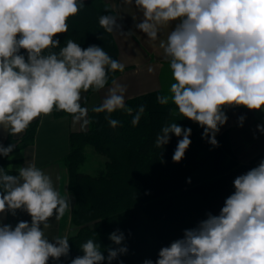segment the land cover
<instances>
[{
	"label": "clouds",
	"instance_id": "obj_1",
	"mask_svg": "<svg viewBox=\"0 0 264 264\" xmlns=\"http://www.w3.org/2000/svg\"><path fill=\"white\" fill-rule=\"evenodd\" d=\"M86 0H0V129L9 135L23 133L37 118L54 110L72 116L82 128L92 123L81 106L82 93L97 92L109 82V73L123 72L125 64L102 47H81L74 39L60 46L58 34L69 31L68 20L78 15ZM142 13L135 27L152 42L159 41L168 60L169 95L157 96L160 105H175L178 114L197 123L202 138L218 146L216 135L228 117L226 107L264 111V0H125ZM114 15H101L99 25L107 33L122 25ZM170 29V30H169ZM166 39H161L163 33ZM22 50L23 53H22ZM152 69L149 68V72ZM113 87L92 112L105 113L112 128L120 121L112 113L122 110L139 124L145 112L125 103L126 88ZM245 117H239L242 126ZM42 123V119H41ZM264 133V125H257ZM192 129L166 123L155 146L163 148L171 135L177 142L173 161L180 162L191 144ZM14 144H0V156L12 159ZM9 174L0 167V214L26 212L31 222L14 227L0 222V264H48L70 253L67 236L50 241L44 229L50 218L59 221L70 211L71 200L61 195L52 178L35 164ZM190 182V181H189ZM235 191L226 198L219 215L184 230L182 238L162 247L155 261L143 264H264V159L237 176ZM109 239L107 256L89 238L80 245L83 255L70 264H112L128 249L119 230ZM122 264V262H121Z\"/></svg>",
	"mask_w": 264,
	"mask_h": 264
},
{
	"label": "trees",
	"instance_id": "obj_2",
	"mask_svg": "<svg viewBox=\"0 0 264 264\" xmlns=\"http://www.w3.org/2000/svg\"><path fill=\"white\" fill-rule=\"evenodd\" d=\"M115 13L106 0H86L78 15L69 18V31L58 34L60 46L63 47L67 39H74L83 48L100 46L119 61L113 33L105 32L98 22L101 15ZM120 73H109L108 84ZM92 92L89 90L86 94ZM159 95L164 92L158 89L126 101L134 112L138 106H145L136 126L131 124V115L117 110L112 118L120 121V125L112 128L105 119L106 114L94 113L92 107L89 128L71 133L70 151L64 162L74 199L72 223L78 231L68 237L70 253L62 258V264H70L73 258L83 255L80 245L89 238L95 239L107 256L109 247H117L109 239L116 230L124 234L123 243L128 251L112 264L155 261L159 250L182 238L184 230L195 227L208 213L219 215L226 198L235 191L234 179L264 159L263 150L243 162L234 150L230 129L224 125L216 135L218 146H212L202 138L203 129L197 123L172 114L175 105H160ZM54 114L70 115L55 110ZM39 122V118L34 120L21 138L7 137L3 145H15L11 156L33 144ZM171 122L192 129L191 144L180 162H174L172 157L182 137L171 135L170 142L163 148L155 146L162 126ZM88 144L107 157L105 167L95 175L79 170L86 160ZM17 163H22V159L0 156V167L9 174H17L12 167Z\"/></svg>",
	"mask_w": 264,
	"mask_h": 264
},
{
	"label": "crops",
	"instance_id": "obj_3",
	"mask_svg": "<svg viewBox=\"0 0 264 264\" xmlns=\"http://www.w3.org/2000/svg\"><path fill=\"white\" fill-rule=\"evenodd\" d=\"M108 1L116 11L114 16L118 17L117 22L123 26L122 31L126 33L131 30L134 33L127 36L119 31L113 32L119 48V61L125 64V72H121L122 74L114 80L126 88L125 103L138 95L158 89L163 91L159 75L164 70V66L170 68L169 62L164 58L163 50L159 48V41L148 40L145 34L136 29L135 25L142 19V13L134 3L127 4L125 0ZM166 34L163 33L161 39H166ZM149 54L153 55L149 56ZM149 68L152 69L151 72ZM112 87L111 83L97 92L88 95L82 93L80 103L88 109V117L89 110L99 106ZM224 111L228 117L224 126L231 131L234 150L243 162H247L264 150V133L257 129V125H264V111H251L244 107H226ZM241 116L245 117L242 126L239 123ZM39 120L33 144L21 151L23 156L16 157L19 153H15L12 157L22 159V163H17L19 167L35 164L52 178L54 186L61 195L67 194L70 197V211L66 212L59 221L55 217L50 218V227L44 229L45 235L51 241L58 235L69 237L78 231V227L72 223L74 199L69 191V173L63 158L70 151L71 133L87 130L90 124L82 128L80 123L73 122L71 115L57 117L54 111L50 115L40 117ZM25 131L13 137L21 138ZM8 136V133L0 129V144H3ZM59 158L63 161L60 162ZM14 165H12L14 169L19 168ZM20 221L30 223L31 217L22 210H17L15 215L0 214V222L4 224H11L14 227ZM62 258L59 261L50 258L48 264H62Z\"/></svg>",
	"mask_w": 264,
	"mask_h": 264
},
{
	"label": "rangeland",
	"instance_id": "obj_4",
	"mask_svg": "<svg viewBox=\"0 0 264 264\" xmlns=\"http://www.w3.org/2000/svg\"><path fill=\"white\" fill-rule=\"evenodd\" d=\"M152 55L153 54H149V56H152ZM124 72L125 71H123L122 73ZM122 73H120L119 75H121ZM159 76H160V86L163 88L164 95H169L170 94L169 93L170 84L174 82L171 77L170 68L168 66H164V70ZM85 153H86V160L80 165V168H79L81 172L95 175L105 167V162L107 160V157L99 153L98 151H96V149L94 148L92 144L86 145ZM17 156H23L22 152L17 154L16 157ZM58 160L61 162L62 158H59ZM19 166H20L19 164L14 165V167H19Z\"/></svg>",
	"mask_w": 264,
	"mask_h": 264
}]
</instances>
